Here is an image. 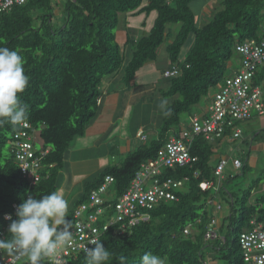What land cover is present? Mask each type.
Returning <instances> with one entry per match:
<instances>
[{
    "label": "trees",
    "instance_id": "16d2710c",
    "mask_svg": "<svg viewBox=\"0 0 264 264\" xmlns=\"http://www.w3.org/2000/svg\"><path fill=\"white\" fill-rule=\"evenodd\" d=\"M196 1L201 0L63 2L66 20L58 27L53 24L54 7L60 4L55 0H27L24 5L0 14V47L22 55L29 78L26 89L19 94L21 102L28 106L24 123L41 130L44 149L49 150L42 161L41 180L32 186L23 176L13 148L15 136L23 130L22 124L0 125V232L11 223L4 219L5 214L17 219L16 207L28 195L40 199L59 190V174L68 151L78 138L86 135L100 114L101 85L106 77L123 72V83L131 86L138 72L148 62L158 59L160 49H165L170 63L167 69L177 67L180 71L177 77H164L168 86L162 95L172 102L167 107L170 114L163 117L158 139L144 143L120 166H107L86 181L81 197L65 218L72 226L74 210L88 202L91 191L99 188L107 177L114 179L111 190L118 201L141 164L157 158L172 131L180 132L182 115L191 112L212 90H219L231 76L230 62L235 57L241 61L237 46L261 37L264 0H222L221 8L204 25L199 19L209 4L205 3L196 15L191 7ZM126 13L133 16L156 13L157 16L149 32L138 39L128 31L122 46L116 31L120 15ZM172 24L181 25L179 31L169 28ZM125 47L132 48L127 62ZM254 84L264 85V66L256 73ZM223 140L211 143L205 137L196 138L191 148L196 162L165 171L166 178L188 179L182 189L175 190L177 200L149 210V220L128 229L125 235L115 236L111 229L102 236L100 242L110 252L106 264H120L121 256L125 258L124 264H139L142 255L149 251L163 258L165 264H208L210 257L206 249L214 252V261L246 264L239 239L242 233L256 226L264 228V188L261 189L264 178L254 180L245 190H228L223 184L216 189L202 190L203 182L217 184L214 170L220 161L212 165V159L220 153ZM8 144L11 149L4 156ZM242 168V176L246 177L250 167ZM223 188L227 197L223 202L228 212L217 228V237L206 240L208 225L216 218L214 205L224 207L217 200L222 197ZM190 225L193 232L186 235ZM6 234V239L10 238L8 231ZM0 264H4L1 256ZM40 264H44L43 259ZM68 264H86V256L71 259Z\"/></svg>",
    "mask_w": 264,
    "mask_h": 264
},
{
    "label": "built area",
    "instance_id": "2783aa9c",
    "mask_svg": "<svg viewBox=\"0 0 264 264\" xmlns=\"http://www.w3.org/2000/svg\"><path fill=\"white\" fill-rule=\"evenodd\" d=\"M26 2L27 0H0V14ZM237 52L241 56V68L220 85L211 104L207 106L205 115H195L190 125H185L180 132L170 137L155 160L142 163L129 188L118 201L111 190L114 183L112 177H107L99 188L91 191L89 201L74 210L72 239L62 249H58L53 257H44V264H68L71 259L77 260L79 256H86L84 248L94 247L92 241L99 242L111 229L115 236H121L133 226L149 220L148 211L162 203L177 200L175 190L182 189L188 181L166 178L164 173L167 169L196 162V157L191 154L196 138L205 137L211 143H217L228 136L237 140L243 134L239 126L241 123L264 116V87L254 84L256 73L264 66V29L259 40L238 45ZM179 74V69L172 67L164 72V77L174 78ZM21 126L23 130L15 136L13 143L14 153L23 176L35 186L41 180L42 161L49 154V150H37L34 141L37 131L28 123ZM137 136L146 141L143 131ZM229 164L235 170L243 167L239 159H221L214 170L219 184L225 177ZM200 187L205 191L216 188V185L214 182H203ZM217 208L220 209L219 206ZM217 224V218H213L208 225L206 240L217 237ZM7 229L0 232V239H6ZM192 232L193 227L190 225L185 234L190 235ZM239 243L246 264H264V228L261 225L242 233ZM0 256L4 264H27L25 256L12 257L7 253H0Z\"/></svg>",
    "mask_w": 264,
    "mask_h": 264
},
{
    "label": "crops",
    "instance_id": "0c3cea01",
    "mask_svg": "<svg viewBox=\"0 0 264 264\" xmlns=\"http://www.w3.org/2000/svg\"><path fill=\"white\" fill-rule=\"evenodd\" d=\"M147 31L144 25L139 30V34L143 36L148 33ZM165 62L166 64L162 66L150 67L148 72L151 77L146 78L145 86L143 82V88L137 87L135 81L138 82L140 72L147 64L136 75L134 84H132L135 85L134 88L132 85L127 86L123 83V72L110 75L104 79L101 85L103 95L100 114L88 128L86 135L78 138L70 148L64 167L59 174V190H61L68 201V210L81 197L86 181L94 178L107 166H120L131 153L138 150L144 143H147L150 139H158L160 130L156 121V113L161 111L158 108V104L162 100L160 99L161 96L163 98L164 96L161 95L160 98L155 99V94L157 85L162 82L159 75L161 74L162 78H164L163 71L170 66L167 57ZM240 65L241 61L239 59L235 65L231 66L230 75L238 71ZM141 78L144 79V77ZM161 91L162 94L163 90ZM168 100L167 107L172 102L171 99ZM133 107L136 108L135 114ZM206 108L200 107L194 115H205ZM250 122H253L247 125V131L250 132V135L243 138L242 134L240 138L241 140L243 138V144L249 145V156L257 155L264 151V140L257 143L255 139L259 134L258 132H264V116L254 117ZM140 131L144 132L146 141L138 138L137 135ZM150 133H152V136L154 134L157 135V138H151ZM235 141L230 136L226 137L221 143L220 153L222 148L238 152L240 146L236 149L232 148ZM220 153L214 157L218 162L223 158L229 161L232 159L241 160L240 158H232L233 156H224ZM213 215L217 218V225L220 228L226 215V210L224 207L218 210L216 205H214ZM208 264H216V262H209Z\"/></svg>",
    "mask_w": 264,
    "mask_h": 264
},
{
    "label": "clouds",
    "instance_id": "9594fccd",
    "mask_svg": "<svg viewBox=\"0 0 264 264\" xmlns=\"http://www.w3.org/2000/svg\"><path fill=\"white\" fill-rule=\"evenodd\" d=\"M23 57L15 50L0 47V125H21L28 114V106L23 104L19 94L26 89L29 78L23 67ZM167 99H162L159 108L164 115L170 114ZM68 201L61 190L53 191L35 199L28 195L16 207V217L5 214L11 221L8 226L9 237L0 239V253L9 256L27 257V264H40L44 257H53L72 239V222L68 215ZM94 247H85L86 264H106L110 252L99 241L93 240ZM125 258L120 257V264ZM139 264H165V260L152 252H145Z\"/></svg>",
    "mask_w": 264,
    "mask_h": 264
},
{
    "label": "rangeland",
    "instance_id": "374dc122",
    "mask_svg": "<svg viewBox=\"0 0 264 264\" xmlns=\"http://www.w3.org/2000/svg\"><path fill=\"white\" fill-rule=\"evenodd\" d=\"M222 0H201V1H196L194 3H192L191 7L192 10L196 13V15H199V13L202 10V6L205 3H208L209 5L205 7L204 13L203 15L200 17L199 19V23L201 25H204L206 23H208L213 16L211 14H215V12L217 11L218 8H221L220 2ZM207 8V9H206ZM54 17H53V24L58 27L61 26L62 24H64L65 20H66V12H65V4L60 3V4H56L54 7ZM156 13H152L151 15H145L142 14L140 16H133L131 13H126V14H121L120 15V25L116 31L117 37H118V41L122 44L123 46V40L127 39V30L130 33L131 37H135L136 39H138L140 36L139 34V30L142 29L144 27V25L147 28V32H149V30L153 27L155 19H156ZM199 18V17H198ZM181 25H169V28L173 29V31L177 32L179 31ZM190 46V44H188L185 47V52H187V48ZM125 51L128 54V56H126V62L129 59L131 53H132V48L127 49L128 47H125ZM166 59V54H165V49H160L159 51V57L156 61H152V62H148L147 65L145 66V68L140 72V76H139V80L138 82L135 81V85H137V87L139 88H143L142 84L144 82V86H145V80L146 78L151 77L149 74V69L150 67H155V66H162L164 64H166L165 62ZM239 60V57H235L231 62H230V67L235 65L237 63V61ZM241 67V65H240ZM231 71V70H230ZM159 75V73H158ZM141 77H144V79H142ZM159 78H161L162 82L161 84L157 85V89H156V94H155V99L160 98L161 94V90H163V88H166L168 86V82L166 79L162 78L161 74L159 75ZM134 84V82H133ZM135 85H132V87L134 88ZM218 92V90H212L210 95L208 97H205L202 99V101L200 102V104L197 107H194L192 109L191 112H187L184 113L181 117V125H180V130L182 129L183 126L185 125H190L192 120H193V114L197 111V109H199L200 107L206 108L207 105L209 104L210 100L212 97L215 96V94ZM160 99H167V98H163L161 96ZM167 101L169 102V100L167 99ZM159 106V104H158ZM159 108V107H158ZM134 114L136 111V108H134ZM156 121L159 124V130H161V126L163 124V117L164 114L162 111H157L156 113ZM133 120V118H132ZM253 122H244L241 123L239 126L240 128H242V133H243V138H246L247 136L250 135V132L247 131V125L252 124ZM128 125V123H127ZM130 128V127H127ZM40 129H38V131L35 133V147L37 148V150L41 151L44 149V142L40 136ZM259 134L256 136V142L260 143L264 140V132H258ZM172 135L174 134L173 131L171 133ZM151 138H157V135L154 134V136H152V133H150ZM243 138L242 140H236L234 142V144L232 145V148H237L238 146H240V150H238V152L231 150H227L226 148H222L221 150V155H229V156H233L232 158H240L242 160L243 166L244 165H248L250 167V170H248L247 172V176L243 177L242 176V169L240 170H235L232 166V164H229L228 169L225 172V177L221 180L220 184H223L228 190H233V191H238L239 189L241 190H245L246 188H248L252 182L254 180H257L259 178H264V151L260 152L257 155H248L249 154V145L243 144ZM151 140V139H150ZM149 140V141H150ZM11 149V144H8L4 150V156H6L7 154H9ZM240 151H244L241 152ZM233 160V159H232ZM217 159H212V165H216L217 163ZM231 177H234L232 179H230ZM216 188L220 187L219 185V179H216ZM215 188V189H216ZM264 188V180L262 181L261 184V189ZM214 192V191H213ZM261 193V191L257 192L256 194ZM255 194V195H256ZM227 199L226 197V191L223 188L222 189V197H218L217 200H221L224 209L226 210V214L228 212L227 210V204L224 203L223 201ZM212 206V205H211ZM212 209V208H211ZM206 253H208L209 255H207L208 257H210L208 259V263L209 262H214V260L212 258H214L215 254L212 253V251L210 249H206ZM216 264H225L224 262L221 261H215Z\"/></svg>",
    "mask_w": 264,
    "mask_h": 264
}]
</instances>
